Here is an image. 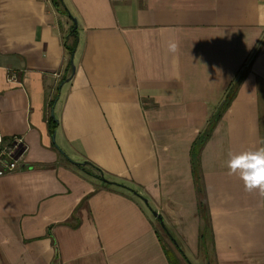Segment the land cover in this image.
Instances as JSON below:
<instances>
[{
  "label": "crops",
  "instance_id": "0c3cea01",
  "mask_svg": "<svg viewBox=\"0 0 264 264\" xmlns=\"http://www.w3.org/2000/svg\"><path fill=\"white\" fill-rule=\"evenodd\" d=\"M0 130V264H264V0H0Z\"/></svg>",
  "mask_w": 264,
  "mask_h": 264
},
{
  "label": "clouds",
  "instance_id": "9594fccd",
  "mask_svg": "<svg viewBox=\"0 0 264 264\" xmlns=\"http://www.w3.org/2000/svg\"><path fill=\"white\" fill-rule=\"evenodd\" d=\"M178 45L174 40L167 42V51L175 53ZM228 175H237L243 182L245 191L258 192L264 197V146L259 148L229 153L226 162Z\"/></svg>",
  "mask_w": 264,
  "mask_h": 264
},
{
  "label": "rangeland",
  "instance_id": "374dc122",
  "mask_svg": "<svg viewBox=\"0 0 264 264\" xmlns=\"http://www.w3.org/2000/svg\"><path fill=\"white\" fill-rule=\"evenodd\" d=\"M155 225L162 239L164 240L166 247H168V249H173L175 254L180 257L179 264H208L207 259L202 256V247H198V251H196L194 256L182 246L177 245L178 240L173 241V237L165 231V229L160 225L159 221H155ZM180 250L182 251L180 252Z\"/></svg>",
  "mask_w": 264,
  "mask_h": 264
},
{
  "label": "built area",
  "instance_id": "2783aa9c",
  "mask_svg": "<svg viewBox=\"0 0 264 264\" xmlns=\"http://www.w3.org/2000/svg\"><path fill=\"white\" fill-rule=\"evenodd\" d=\"M8 81L18 83L17 75L11 72L8 75ZM18 141H14L12 145H4L2 142V133L0 130V176H5L16 171L20 166L18 159L14 157Z\"/></svg>",
  "mask_w": 264,
  "mask_h": 264
},
{
  "label": "water",
  "instance_id": "95a60500",
  "mask_svg": "<svg viewBox=\"0 0 264 264\" xmlns=\"http://www.w3.org/2000/svg\"><path fill=\"white\" fill-rule=\"evenodd\" d=\"M71 21H72V23H73V29H76V27H77V22H76V19L74 18V17H72L71 16ZM70 66H71V69H72V72H74V64H73V61H72V56H71V59H70ZM102 180L103 181H105V182H109L107 179H105V178H102ZM146 201V200H145ZM152 214L158 219V221H159V223H160V225L165 229V231H167V229H166V227H165V224H164V222H163V220H162V217H161V215L156 211V210H153L152 209ZM173 241H175V239L173 238Z\"/></svg>",
  "mask_w": 264,
  "mask_h": 264
},
{
  "label": "trees",
  "instance_id": "16d2710c",
  "mask_svg": "<svg viewBox=\"0 0 264 264\" xmlns=\"http://www.w3.org/2000/svg\"><path fill=\"white\" fill-rule=\"evenodd\" d=\"M74 31V30H73ZM72 31V32H73ZM73 49H70V51H72ZM216 120V118H213L212 119V121H211V123H210V128H211V126L213 125V122ZM168 256H169V258H170V260L172 261V264H179V262L176 260V259H174V256L170 253V252H168Z\"/></svg>",
  "mask_w": 264,
  "mask_h": 264
}]
</instances>
